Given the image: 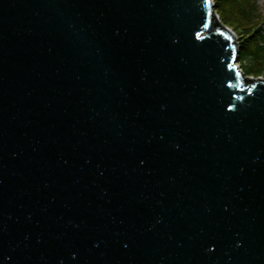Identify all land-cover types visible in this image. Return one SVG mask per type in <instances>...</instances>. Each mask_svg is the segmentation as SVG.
I'll return each instance as SVG.
<instances>
[{"label": "water", "instance_id": "95a60500", "mask_svg": "<svg viewBox=\"0 0 264 264\" xmlns=\"http://www.w3.org/2000/svg\"><path fill=\"white\" fill-rule=\"evenodd\" d=\"M237 57L212 0H0V264H264Z\"/></svg>", "mask_w": 264, "mask_h": 264}, {"label": "trees", "instance_id": "16d2710c", "mask_svg": "<svg viewBox=\"0 0 264 264\" xmlns=\"http://www.w3.org/2000/svg\"><path fill=\"white\" fill-rule=\"evenodd\" d=\"M214 3L221 21L231 26L236 33V24L241 22L245 26L246 35H242L239 41L238 60L244 63V65L241 64V68L245 74L260 75L264 71V21L260 22L262 18L258 14L255 1L214 0ZM261 23L262 26H260Z\"/></svg>", "mask_w": 264, "mask_h": 264}, {"label": "rangeland", "instance_id": "374dc122", "mask_svg": "<svg viewBox=\"0 0 264 264\" xmlns=\"http://www.w3.org/2000/svg\"><path fill=\"white\" fill-rule=\"evenodd\" d=\"M255 1V4H256V7H257V9H258V14H260V18H262L261 20H260V22L261 21H264V0H254ZM236 19H238V18H236ZM236 24V23H235ZM263 24L261 23L260 24V26H262ZM229 26V25H228ZM232 26L234 27V23H232ZM229 27H231V26H229ZM244 25L243 24H241V22H239V24H236V31H237V39L240 41L241 39H242V35H246L245 33H244ZM232 28V27H231ZM253 33V32H252ZM263 53V52H262ZM240 64H242V65H244V63L242 62H240ZM257 64H255V66H256ZM252 77H256L255 75H251ZM258 76H260V77H263L264 76V71L260 74V75H258Z\"/></svg>", "mask_w": 264, "mask_h": 264}, {"label": "snow or ice", "instance_id": "6c2138e0", "mask_svg": "<svg viewBox=\"0 0 264 264\" xmlns=\"http://www.w3.org/2000/svg\"><path fill=\"white\" fill-rule=\"evenodd\" d=\"M239 75H240V74H239V73H237V76H238V77H239Z\"/></svg>", "mask_w": 264, "mask_h": 264}]
</instances>
